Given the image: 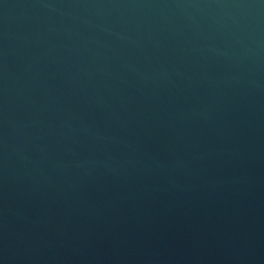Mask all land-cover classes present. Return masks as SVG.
Here are the masks:
<instances>
[{
    "label": "water",
    "instance_id": "1",
    "mask_svg": "<svg viewBox=\"0 0 264 264\" xmlns=\"http://www.w3.org/2000/svg\"><path fill=\"white\" fill-rule=\"evenodd\" d=\"M0 264H264V0H0Z\"/></svg>",
    "mask_w": 264,
    "mask_h": 264
}]
</instances>
